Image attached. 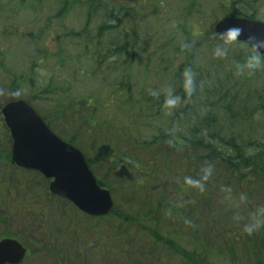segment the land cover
I'll list each match as a JSON object with an SVG mask.
<instances>
[{"label": "trees", "instance_id": "1", "mask_svg": "<svg viewBox=\"0 0 264 264\" xmlns=\"http://www.w3.org/2000/svg\"><path fill=\"white\" fill-rule=\"evenodd\" d=\"M0 1L20 10L31 8L34 16L30 26L35 27L34 32L26 31L28 27L18 20L21 12L17 17L10 15L9 26L4 19L0 21V68L4 72L8 73L3 48L14 34L22 32L31 51L20 70H11V82L6 86L9 95L0 101V107L5 101L24 99L60 138L80 150L78 142L88 145L91 155L83 153L101 186L111 193L110 184L138 193L132 212L115 207L102 217L82 214L95 224L82 228L80 235L98 232L99 224L112 220L117 236L124 235L125 240L139 230L148 231L188 264H209L215 241L230 264H264V226L251 233L245 230L254 223L257 210L264 208V84L258 88L259 83H254L260 78H254L253 73L231 75L223 67L236 70V63L243 62L247 54L243 44H235L242 51L237 62L231 63L232 54L227 49L225 57H216L214 48L222 43L211 25L196 42L197 50L201 49L196 59L197 53L189 44L174 47L172 53L183 56L174 71L178 88L173 94L180 102L168 110L162 108L165 92L157 91L155 85L149 90L139 86L125 65L135 62L138 45L136 28L128 31L121 27L132 17V3L116 7L115 2L112 7L106 0ZM49 1L55 8L51 18L42 7ZM223 3L225 11L216 19L234 15L264 21V0ZM84 5V25L78 31L64 32L62 22L67 13L74 7L80 12ZM92 20L95 24L90 28ZM58 30L61 33H55ZM184 36L190 38L188 33ZM211 45L210 62L203 67L199 61ZM189 68L196 88L186 98L182 74ZM115 71L120 74L117 80L100 81ZM138 73L146 77L148 72L138 69ZM80 80L89 85L79 86ZM10 145L0 114V239L19 240V234L9 226L15 217L6 209L11 202L37 223L44 222L48 213L54 214L49 209L50 199L65 202L70 212L78 214L71 203L49 193L48 180L39 173H31L33 185L16 178L15 172L22 169L11 163ZM95 165L106 167L101 177ZM185 177L198 183L188 185ZM56 214L59 219L71 220ZM162 217L175 221L171 234L159 230ZM179 239L192 240L193 249L180 245Z\"/></svg>", "mask_w": 264, "mask_h": 264}, {"label": "rangeland", "instance_id": "2", "mask_svg": "<svg viewBox=\"0 0 264 264\" xmlns=\"http://www.w3.org/2000/svg\"><path fill=\"white\" fill-rule=\"evenodd\" d=\"M106 1L112 7L116 3L118 4L116 7H120L123 3V1L116 0ZM223 1L136 0L132 3V17L125 19L121 27L123 30L128 31H130L129 28L134 27L138 33L135 62H129L125 65L130 75L134 78L137 77L139 86L149 90L153 89V85H155L157 91L165 93L168 90H172V92L177 90L178 84L174 79V71L183 62V56L181 53L173 54V48L177 46L181 48L184 44H189L191 50H195L197 53L195 55L196 59L201 52V49L197 50L196 42L202 40V36L209 30L219 13L225 11ZM51 2L49 1L42 6L45 15L50 18L55 11ZM16 7L14 8L5 1H0V21L4 19L9 26L11 22L10 15L16 16L21 12L18 20L28 27L27 32H34L35 27L30 26L34 16L33 10L28 6H24L22 10ZM85 7L84 5L80 12L74 7L67 13L62 22V26L65 28L64 32L78 31L84 25L85 14H82V10ZM11 11L14 14H10ZM94 24L95 20L90 21V28ZM0 31H2V28H0ZM55 33L61 32L58 30ZM186 33L190 35V38L184 36ZM209 47L210 49L208 48L206 51L210 53V56H206L207 52L205 51L203 58L199 61L203 67L208 66L210 62L212 45ZM223 47L232 54L231 63L237 62L241 58L242 51L239 44ZM3 50L6 54L5 65L8 73L0 68V101L7 97L6 94L9 95L6 86L11 82V70H20L26 64V56L31 53L22 32L14 34L10 38V44ZM223 67L231 75L236 74V70H233L232 66ZM138 69L140 71L147 69L146 77L144 73L140 75ZM119 75L116 71L108 73V75L101 77L100 81L104 82L105 79L117 80ZM240 75L249 76L247 73ZM139 76H144L145 79L139 78ZM253 77L257 80L260 78L259 82L254 83V85L259 83L258 88L264 84V71L258 70L253 73ZM84 83L89 85V82L81 80L78 84L81 86ZM89 140L91 142L90 138ZM78 144L82 151L90 154L89 147L85 142H78ZM105 168L104 165H95L94 169L98 177L104 174ZM31 173L33 172L19 170L15 172V176L17 179L28 181L33 185L32 182L35 177ZM36 187L38 188V186ZM110 188L112 189L113 208L116 207L124 213L132 212L138 193L132 189H124L121 186H112V184H110ZM49 202V209L54 214L48 213L45 221L38 223L32 220L29 213L19 212L14 202L6 204V209L15 216L9 226L14 233L19 234V240L16 239L27 248V256L21 264H188L179 255L170 252L162 242H156L148 231L139 230L133 237H126L125 240L124 235L117 236L112 220H106L99 224L100 229L98 232L88 231L85 235L86 231H84L83 235H80L82 228L95 224L94 220L87 219L80 212L78 214L70 212L69 205L63 201L50 199ZM57 212L64 214L65 217L71 218V220L59 219ZM164 219L162 217L159 221V230L171 234L176 223L175 221H164ZM238 222L236 223L238 224ZM34 223L37 225H34ZM240 223L244 224L243 221H240ZM39 224L42 227L36 228ZM96 235H99V237H95ZM153 241L156 244L154 249H151ZM178 243L186 249H193L192 240L179 239ZM207 262L209 264H230L218 241L213 244Z\"/></svg>", "mask_w": 264, "mask_h": 264}, {"label": "water", "instance_id": "3", "mask_svg": "<svg viewBox=\"0 0 264 264\" xmlns=\"http://www.w3.org/2000/svg\"><path fill=\"white\" fill-rule=\"evenodd\" d=\"M132 1V0H125ZM239 27V42L247 41L264 53V22L238 16H224L214 25L215 33ZM249 37H252L249 39ZM3 121L12 140L11 160L18 167L34 170L49 181V191L70 201L79 211L90 216H104L113 208L109 190L101 187L80 150L61 140L25 100L5 103ZM25 248L15 239L0 240V264H19Z\"/></svg>", "mask_w": 264, "mask_h": 264}, {"label": "clouds", "instance_id": "4", "mask_svg": "<svg viewBox=\"0 0 264 264\" xmlns=\"http://www.w3.org/2000/svg\"><path fill=\"white\" fill-rule=\"evenodd\" d=\"M240 33H241V29L239 27H231V28H227L222 33H215L214 36L217 37L219 41H221L223 46H232L239 42L237 37L240 35ZM251 38L252 37H249V39ZM259 45L260 47H264V41H260ZM223 46H217L214 48V55L216 57L223 58L226 56V49ZM243 46H246L247 54L244 56L242 63H240L239 61L236 63L235 65L236 72L238 74L247 73L251 75L252 73H255L258 70L264 68V53L259 52L255 45H251V46L248 45L247 41H244ZM182 76H183L182 88L185 97L187 98L190 97L195 91L196 81L194 78V73L190 68L185 69L183 71ZM152 95L156 96L158 95V93L153 92ZM179 102H180V97L174 95L172 90H168L164 94L162 108L168 110L174 109L175 107H177ZM184 183L195 186L198 182L190 177H185ZM262 226H264V208H260L257 210L254 217V223L248 225L245 230L251 233L254 228L258 229Z\"/></svg>", "mask_w": 264, "mask_h": 264}, {"label": "bare ground", "instance_id": "5", "mask_svg": "<svg viewBox=\"0 0 264 264\" xmlns=\"http://www.w3.org/2000/svg\"><path fill=\"white\" fill-rule=\"evenodd\" d=\"M10 157H11V151H10Z\"/></svg>", "mask_w": 264, "mask_h": 264}, {"label": "flooded vegetation", "instance_id": "6", "mask_svg": "<svg viewBox=\"0 0 264 264\" xmlns=\"http://www.w3.org/2000/svg\"><path fill=\"white\" fill-rule=\"evenodd\" d=\"M136 1V0H135ZM26 250H27V248H26Z\"/></svg>", "mask_w": 264, "mask_h": 264}]
</instances>
